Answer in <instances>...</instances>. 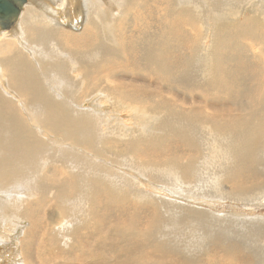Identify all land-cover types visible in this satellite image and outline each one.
Here are the masks:
<instances>
[{
    "label": "bare ground",
    "instance_id": "6f19581e",
    "mask_svg": "<svg viewBox=\"0 0 264 264\" xmlns=\"http://www.w3.org/2000/svg\"><path fill=\"white\" fill-rule=\"evenodd\" d=\"M19 1V14L0 28L14 38L0 42V210L28 208L25 255L37 264H208L204 248L217 239L210 226L225 219L193 203L185 207V197L220 198L219 186L241 182L250 184L245 197L264 193L257 189L260 173L250 169L264 160V64L250 55L255 49L264 55V0ZM83 18V35L70 41L82 50L67 53L60 31ZM187 22L205 27L207 46L199 45L202 36L188 35ZM77 68L84 78L69 76ZM189 96L205 104L189 112L173 105ZM84 97L82 110L75 102ZM127 106L136 126L124 141ZM255 113L262 118L248 121ZM172 138L190 159H175ZM149 180L182 189L185 199L146 191ZM240 191L224 197L238 200ZM38 194L53 197L50 208L43 199L21 207ZM250 222L260 229H249ZM7 224L0 216V232ZM21 228L0 236V264L19 261L10 244ZM226 228L264 264L254 248L264 219L228 216L220 231ZM68 232L76 246L65 254L67 245L58 242Z\"/></svg>",
    "mask_w": 264,
    "mask_h": 264
},
{
    "label": "rangeland",
    "instance_id": "374dc122",
    "mask_svg": "<svg viewBox=\"0 0 264 264\" xmlns=\"http://www.w3.org/2000/svg\"><path fill=\"white\" fill-rule=\"evenodd\" d=\"M44 2L46 4H49L50 0H44ZM80 10L81 9L78 6V8L76 9V13H77V11L79 12ZM129 16H132V14L122 17L121 20L124 21ZM173 20H174V22L181 23L184 25V18H182V17H175ZM83 22H84V18L80 21L77 28L73 27L69 24H66V25H64V27H62V29L60 31L61 35H59L58 39H60L62 42V45L65 46L67 53L77 52L78 49L82 50L80 48H76V47L72 46L70 41H71V38L73 36L81 37L83 35L84 29H86L85 28L86 25H83ZM185 27H186V29H190V31L188 33L189 36H193V37L196 36L197 38H201V36H202L204 38V39L201 38V40H200L201 44L199 43V45L201 47L207 46V45H204L205 43L207 44V41L205 40L206 38L204 37V33H203V30L205 29V27H203V25L201 23L192 24L191 22H187ZM193 27L195 29H193ZM10 35H11V33L0 34V42L6 41V40H14V38L9 37ZM64 36L66 37V39H64ZM184 44H185L184 50L185 51L187 50L186 52H190V50H191L190 44L188 42L186 43V41L184 42ZM205 54L206 53H204L203 55H205ZM250 55L253 58H257V62L260 63L259 66H261L262 63L264 64V55L261 54L260 49H255L254 51H252V53ZM122 58L123 59H121V61L123 63L128 62V60H126L128 58L127 52H124L122 54ZM257 68H256V72H257ZM75 70H76V72L72 71L70 73V75H69L70 77H74V78H77V77L84 78L85 77V76H83V69L82 68H77ZM181 71H183V69H181ZM244 71H247V70L244 69ZM252 71L255 72V70H252ZM252 71H250L248 73H251ZM262 72H264V71H262ZM4 81L6 82V78H4ZM262 83L264 84V79H263ZM85 87H86V81L83 82L82 88H85ZM194 93H195L194 96L197 97V96H199L200 92L198 90H194ZM13 95H12V97L15 99V93ZM84 99H85V97L82 100L78 99L79 102H75L77 105L81 106L80 109H82V110H85L87 108V103H86L87 101H85ZM187 99L189 100L188 102H185L182 99V100L177 101L176 103H173V105L177 104L184 112H189L192 110V105L201 106V105L205 104V101H204L205 98H193V96L192 97L189 96ZM210 100L211 101L207 102V106L210 108V110L206 109V111H208L209 113L210 112L212 113V107H214L216 105V103L212 99H210ZM88 102H90V101H88ZM102 104L103 105H109L110 103L104 102ZM127 104H132V102L128 101ZM78 107L76 106L77 109H78ZM250 113L251 112H249V114ZM122 114H124V116H125L122 120V128L127 130V132L124 136H121V137L124 141H128L125 138V136H127L128 134L131 133V129H135L136 123L134 124V121L131 118L133 112L129 106L125 107V110L122 111ZM233 115H236V114L234 113ZM242 115H244V114L242 113ZM255 116H259L260 118H262V116H260L259 113H255V114L248 117V121L255 119ZM200 121H203V119H200ZM223 121H224V123H228L230 125L236 124V122L228 120V119H224ZM172 139L176 143V147L173 150V151H175V154H176L174 156L175 159L178 162H183V161H187L188 159H190L192 157V153L183 152L180 149L183 147L175 140L177 138H175V139L172 138ZM148 147L155 148V147L148 145V144H146V145L141 144L140 145L141 149H146ZM155 149H157V148H155ZM164 149H162V150H164ZM157 150H160V149H157ZM162 150H160V151H162ZM137 158L139 161H144V160L148 159L144 156H139ZM164 159L165 158L154 159L153 162L154 163H162V161ZM250 169H253L254 171L260 173L258 182L260 184H264V160L251 162L250 163ZM236 179H237L236 177H233L230 179V181L235 182ZM150 182H152V181L149 180L147 182V184L144 185V189L146 191H151V192L157 193L160 197H162V199H165V200L179 199V200H181V199L186 198V201H188V203H187V205H185V207H188V205H190V203H193L197 207H202V208H205L206 210L213 212L214 214L217 215V217H224V219H225L224 222L219 223V224H212L210 226L211 228L209 229V231L217 239L213 240L212 241L213 243L208 242L206 247L204 248L206 250V253L210 257L208 264H257V263L263 264L259 260L257 255H255L250 248L245 247V245H244V243H242V241L240 242V240H242V238H240V236H238V233H236L235 230L231 231L230 229H227V228L224 231H220V230H221L222 225H224V223L227 221L228 216H230V218L235 217V218H248V219H251V218L252 219H264V193H259L257 196H255V198L245 197V196H247V193H245L243 191H247L250 187V184L245 183V182H241L240 184L234 183L232 185H229L228 183H226L225 185L223 184L222 186H219L220 187V193H222V195H223L220 198H218L219 196L215 197V196H207V195H204V196L189 195V196H186L185 198H182L181 196H179L180 193L187 194V193H184L182 191V189L180 191H178L179 188L177 187L175 190H173L172 188H169L168 185H166V184L160 183V186H156V185L151 184ZM260 184H259L257 189L264 188V187H261ZM239 191L241 194L239 193L238 195L241 196V198L238 200L232 199V198H230L228 200L227 198L224 197L225 194H229V192H239ZM53 195H54V193H53ZM42 199H43V201L47 202L46 208H50V206L53 202V197L42 198L40 194H38L35 198H33L29 203H25L21 207H25L27 205L37 203V202L41 201ZM27 213H28V208H24L20 211H15L11 207H9L8 210L6 208L1 209L0 210V216L4 220H6V222L8 224H7V228L0 232V236L7 235V236H10V238L13 237L14 231L17 230V224H20L22 226V228L17 233L12 244H10V243H8V244H10V246L12 248H14L15 250L18 249V251H17L18 253H15L16 257L18 256L17 257V259L19 260L17 262L18 264H37V262L35 261L34 258H28L25 255V253L23 252V243L26 240V238H25L26 231H27V229H29L32 226V220L28 217ZM13 217H14L16 222L14 224H10L9 220ZM63 217H64V215H63ZM118 220H120V219H118V218L116 219V217H114V216H111V218H110V221L115 222L116 224H117ZM67 224L69 226H71L70 228H72V226L75 224V221H69V222H67ZM254 224L255 223L250 222L249 224H247V226L249 229H252V230H255V227H258V229H260L261 226H259L258 223H256V225H254ZM213 228L217 229V231L214 230ZM227 233H228V235H227ZM229 235H231V236H229ZM226 236H228L227 239H226ZM6 237H3V239H5ZM229 237L231 239H229ZM62 238L60 237L61 240H60V242H58L59 245H61V248H64V246L67 245L65 247L66 250H64L63 252L65 254L73 252L71 249H73L76 246L75 245L76 243L73 241L72 232H68V234L62 236ZM220 238H222V240ZM261 239H262L261 242L256 244V246L254 248L258 249V246H259V249L261 251V255L264 256V235H263V237L261 236ZM7 242H10V240H8ZM20 242H22V243H20ZM77 244H80V242L78 241ZM49 253H50V255H56V251H54L52 249L49 250ZM17 263H14V264H17ZM50 264H52V263H50Z\"/></svg>",
    "mask_w": 264,
    "mask_h": 264
},
{
    "label": "water",
    "instance_id": "95a60500",
    "mask_svg": "<svg viewBox=\"0 0 264 264\" xmlns=\"http://www.w3.org/2000/svg\"><path fill=\"white\" fill-rule=\"evenodd\" d=\"M25 0H22L24 2ZM19 0H0V28L6 29L7 23H4L7 17L13 13L19 14L20 9Z\"/></svg>",
    "mask_w": 264,
    "mask_h": 264
}]
</instances>
